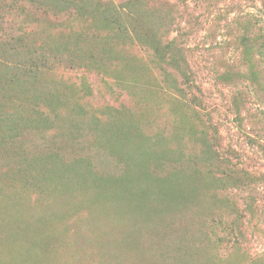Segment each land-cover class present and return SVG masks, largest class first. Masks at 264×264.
Wrapping results in <instances>:
<instances>
[{
	"label": "rangeland",
	"instance_id": "374dc122",
	"mask_svg": "<svg viewBox=\"0 0 264 264\" xmlns=\"http://www.w3.org/2000/svg\"><path fill=\"white\" fill-rule=\"evenodd\" d=\"M131 5L140 17L162 8V18L125 23L151 29L162 56L168 41L183 44L204 92L203 119L169 93L170 60L135 36L105 40L109 27L76 14L69 0H0V264H264V185L233 188L225 162L170 163L134 136L117 172L111 144L124 133L115 110L147 134L163 130L174 150L191 148L190 132L208 126L209 110L240 156L239 175L263 177L264 89L256 94L219 75L243 69L241 39L264 30V0H136L124 8ZM30 52L48 54L54 66L38 80L28 76ZM249 56L264 70V54L251 48ZM238 89L248 97L239 102L242 126L228 108ZM104 123L116 128L110 136H101ZM112 169L117 178L104 180ZM215 218L231 227L224 242L223 225L209 227Z\"/></svg>",
	"mask_w": 264,
	"mask_h": 264
},
{
	"label": "trees",
	"instance_id": "16d2710c",
	"mask_svg": "<svg viewBox=\"0 0 264 264\" xmlns=\"http://www.w3.org/2000/svg\"><path fill=\"white\" fill-rule=\"evenodd\" d=\"M70 2H73V6H71L76 14H80L81 17H87L88 15H93V19L98 18V22L102 23L103 25H107L109 27V33L108 35H105V40H117V39H134V36L138 38V40L141 41L142 44L148 46L150 49V52H153L155 54H158V56H162L161 53L158 50L160 41L155 40L152 38L151 29L147 31V29H139L134 26H132V29L129 28V24L125 23L127 19H130L129 22L138 21L139 19H144L147 21H151V17L156 18V15H159L160 18L163 17L162 8L157 7L154 11H150L149 14H144L142 17H140L138 14L134 15L135 13H138V11L132 9V5L129 7V10H126L124 6H129V4H135L136 0H125V5L119 6L115 3L114 0H69ZM84 13H83V12ZM63 13L66 15L71 12L70 9H62ZM135 12V13H134ZM100 14V15H99ZM170 14V13H169ZM168 14V15H169ZM87 15V16H85ZM151 15V17H150ZM138 18V19H137ZM241 44L243 45L242 49V56H243V69L238 68L237 69H226L223 73L219 75V78L223 81H226L231 84H236L237 80L242 81V83L246 84V87L258 94L259 90L262 91L264 89V70L260 69L257 66V63L255 60L253 61L251 57L249 56V49L255 48L256 53H259V56L261 57L262 54H264V30L261 28V33L256 35L255 39H252L251 36H244L241 39ZM183 44L178 41V39L175 37L174 39L168 41V43L165 45V52L168 56H166L165 53H163L162 60L167 57V60H170V67L171 69L167 71V76H169L171 79L169 80L168 84V91L171 95H173L179 102H181L184 107H186L188 110H191L189 112H195L197 116L203 119L201 115V109H206L205 105V98L203 97L204 92L201 87H199L195 83L194 76L196 73L192 71L191 69L187 68L186 66V60L183 57ZM36 52H30V56L28 59V65L26 66L27 71L29 72L28 76L32 78L33 80H38L40 74H43L45 71L43 70L45 68L46 71H49L54 67L53 65L49 64V55L43 54L42 56H36ZM166 59V58H165ZM246 65V69H245ZM244 78V79H242ZM167 79V77H166ZM118 87H120V90L122 89L120 84L118 82H115ZM237 86V85H236ZM124 87L128 89H133L134 85H128L124 81ZM247 91V90H246ZM244 89H238L237 92H235L228 103V108L231 110L232 113L235 114V121L238 122L239 126H242L245 117L242 115V111L239 108V102L246 103L248 97L247 93ZM201 95H200V94ZM240 103V104H241ZM56 111H59L58 108H52L51 114L56 113ZM189 113L188 111H185V113ZM116 115V119L113 120L115 122L116 127L118 128V125L120 126L121 132H124L121 135H118L117 137L112 138V145L114 146V152L116 153V150L118 148V165L116 164L115 170L117 172L123 170V167H125V161L130 157H128V152L124 151V147L126 142H131L129 138H132V136L137 137L140 141V145L143 149L148 151V153L154 157V158H162L167 159V162H174L177 163L181 160L182 157L187 158L188 160L197 163H205L207 165L211 164H218V163H226V167L229 170L227 173L228 175H231L230 181L232 180V187L240 190H248L253 191L257 190V185H264V174L263 177H251L247 176H240L239 170H240V156L237 154L235 149H231V146L224 143L218 121L213 119V113L209 110H207V117H208V126L200 128L199 132H190L189 139H191V148L189 149H183L179 148L178 150H174L173 146L170 144V142L167 141L166 135L161 129H152V131H157L155 133L147 134L145 133L144 129H142L140 126L136 124V122L132 121L131 119H128L124 116L122 110H115L114 111ZM186 115H183V117ZM188 116V115H187ZM253 120L257 119L254 115L251 114L250 116ZM96 117L95 119H97ZM66 119V117H65ZM65 119L62 120V123L64 125ZM94 119V120H95ZM46 120L51 121V117L47 116ZM92 120V121H94ZM264 124V123H263ZM62 125V124H61ZM103 128L101 136H110L111 132L115 131L112 130L114 127L109 125L108 123H104L101 125ZM260 128V127H259ZM74 130V126L72 127ZM259 129V130H263ZM134 131L133 134L127 135V131ZM181 130L182 128H175L174 129V135L175 139L177 141H180L184 139V133L182 134ZM132 131V132H133ZM194 133V135H192ZM166 141L167 147H159V142ZM143 142L149 143L146 145V147L142 144ZM131 146V145H130ZM231 154V155H229ZM89 160V159H87ZM166 163V162H165ZM127 166V165H126ZM89 166L87 165L86 171H88ZM241 171H243L241 169ZM248 172V171H246ZM109 175H104V180H109L113 178H117L114 173L113 169L110 170ZM117 175V173H116ZM175 175L174 172H170L168 174V178ZM118 176V175H117ZM121 178V176H118ZM246 202L249 204V208L254 204H257L258 199L255 196H252L251 198H247ZM261 212L259 210V217L263 218L264 220V209L261 207ZM162 218V217H160ZM224 219H212V225H209V227H212L213 229L216 227L222 226L223 234L226 233L224 237H220L217 241L218 242H224L226 241V237L230 236L232 234V230L230 225H227L229 222L224 221ZM153 221V220H152ZM155 222L153 221L151 223V226H154ZM229 240V239H227Z\"/></svg>",
	"mask_w": 264,
	"mask_h": 264
}]
</instances>
